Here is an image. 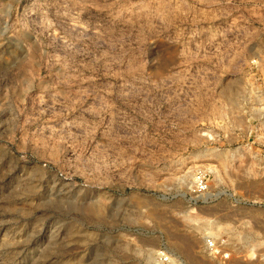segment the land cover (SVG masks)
Segmentation results:
<instances>
[{
  "label": "rangeland",
  "instance_id": "1",
  "mask_svg": "<svg viewBox=\"0 0 264 264\" xmlns=\"http://www.w3.org/2000/svg\"><path fill=\"white\" fill-rule=\"evenodd\" d=\"M0 264H264V0H0Z\"/></svg>",
  "mask_w": 264,
  "mask_h": 264
},
{
  "label": "built area",
  "instance_id": "2",
  "mask_svg": "<svg viewBox=\"0 0 264 264\" xmlns=\"http://www.w3.org/2000/svg\"><path fill=\"white\" fill-rule=\"evenodd\" d=\"M198 190L202 193L207 192V184L203 180L198 182Z\"/></svg>",
  "mask_w": 264,
  "mask_h": 264
}]
</instances>
